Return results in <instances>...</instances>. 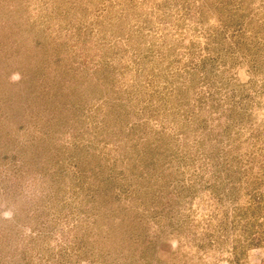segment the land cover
Here are the masks:
<instances>
[{"label": "rangeland", "instance_id": "rangeland-1", "mask_svg": "<svg viewBox=\"0 0 264 264\" xmlns=\"http://www.w3.org/2000/svg\"><path fill=\"white\" fill-rule=\"evenodd\" d=\"M0 264H264V0H0Z\"/></svg>", "mask_w": 264, "mask_h": 264}]
</instances>
